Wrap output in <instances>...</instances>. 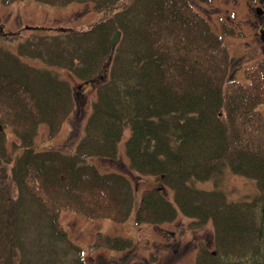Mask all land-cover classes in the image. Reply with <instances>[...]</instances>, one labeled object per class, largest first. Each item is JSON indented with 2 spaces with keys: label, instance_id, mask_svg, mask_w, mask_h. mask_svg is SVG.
<instances>
[{
  "label": "trees",
  "instance_id": "1",
  "mask_svg": "<svg viewBox=\"0 0 264 264\" xmlns=\"http://www.w3.org/2000/svg\"><path fill=\"white\" fill-rule=\"evenodd\" d=\"M35 1L91 2L100 18L82 31L24 40L16 52L0 48V264H85L61 211L130 216L131 181L87 161L117 159L125 130L128 169L161 185L141 191L136 223H170L178 213L194 228L210 222L212 248L198 246L195 264H264V57L244 69L245 82L228 77V48L191 3L215 0ZM56 70L94 89L69 153L35 145L40 127L53 138L75 106V89ZM224 169L253 181L255 192L230 200L218 187ZM209 181L212 189L194 185ZM132 245L96 232L91 248Z\"/></svg>",
  "mask_w": 264,
  "mask_h": 264
},
{
  "label": "rangeland",
  "instance_id": "2",
  "mask_svg": "<svg viewBox=\"0 0 264 264\" xmlns=\"http://www.w3.org/2000/svg\"><path fill=\"white\" fill-rule=\"evenodd\" d=\"M194 9L204 16L212 28L221 35L228 48L230 68L228 77L245 82L243 71L264 57V41L258 34V27H264V0H215L210 4L191 1ZM261 10V15L255 11ZM91 2L71 3L64 6H50L35 0H17L7 6L0 3V48L16 52L17 45L24 40L49 37L58 30L82 31L100 18ZM32 62V61H31ZM33 64L41 66L39 61ZM59 75L70 81L75 89V106L62 123L59 133L47 137L44 127L38 129L35 145L45 149H55L63 153L72 152L76 141L83 133L85 120L90 113L94 99V89L90 83L74 81L63 70ZM264 116V105L258 107ZM129 136L125 130L118 145L115 160L90 158L87 161L101 173L120 172L134 188V207L123 222L108 219H86L71 211H61L59 220L68 238L82 251L85 264H195L196 249L201 244L212 248V226L194 228L191 219L177 215V218L161 225L136 223L134 214L140 200L141 191L160 185L159 177H142L131 172L127 166L123 141ZM18 142L7 133V147L11 154L19 149ZM14 157L13 155H11ZM196 187L212 189L213 182H195ZM218 187L230 200H239L255 192L254 182L234 175L224 169ZM169 193H166L168 195ZM169 199L172 200L171 193ZM96 232L132 240L129 250L115 251L108 248H91Z\"/></svg>",
  "mask_w": 264,
  "mask_h": 264
},
{
  "label": "water",
  "instance_id": "3",
  "mask_svg": "<svg viewBox=\"0 0 264 264\" xmlns=\"http://www.w3.org/2000/svg\"><path fill=\"white\" fill-rule=\"evenodd\" d=\"M257 14H260L259 10H257ZM118 36H119V32H116V34L114 35L111 41L112 45L116 43V41L118 40ZM261 37L264 40V31L261 32Z\"/></svg>",
  "mask_w": 264,
  "mask_h": 264
},
{
  "label": "bare ground",
  "instance_id": "4",
  "mask_svg": "<svg viewBox=\"0 0 264 264\" xmlns=\"http://www.w3.org/2000/svg\"><path fill=\"white\" fill-rule=\"evenodd\" d=\"M230 65H231V63H230ZM230 65H229V68H230ZM229 68H228V72H229ZM259 111V110H258ZM260 112V111H259ZM234 175H236V174H234ZM239 176V175H238ZM198 188H200V187H198ZM202 189V188H201ZM167 193H169L170 194V192H167ZM169 194L167 195L168 197H169ZM171 196H172V194H171ZM178 214H180V213H178Z\"/></svg>",
  "mask_w": 264,
  "mask_h": 264
},
{
  "label": "flooded vegetation",
  "instance_id": "5",
  "mask_svg": "<svg viewBox=\"0 0 264 264\" xmlns=\"http://www.w3.org/2000/svg\"><path fill=\"white\" fill-rule=\"evenodd\" d=\"M261 17H262V16H261ZM258 29H263V26H262V27H261V26H259V27H258Z\"/></svg>",
  "mask_w": 264,
  "mask_h": 264
}]
</instances>
